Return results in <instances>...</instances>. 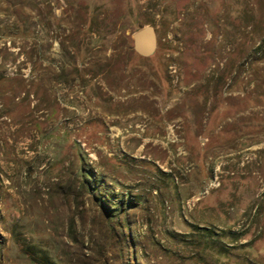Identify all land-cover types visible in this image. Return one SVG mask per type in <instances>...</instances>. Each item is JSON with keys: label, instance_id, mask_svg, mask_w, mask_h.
<instances>
[{"label": "rangeland", "instance_id": "374dc122", "mask_svg": "<svg viewBox=\"0 0 264 264\" xmlns=\"http://www.w3.org/2000/svg\"><path fill=\"white\" fill-rule=\"evenodd\" d=\"M0 264H264V0H0Z\"/></svg>", "mask_w": 264, "mask_h": 264}, {"label": "water", "instance_id": "95a60500", "mask_svg": "<svg viewBox=\"0 0 264 264\" xmlns=\"http://www.w3.org/2000/svg\"><path fill=\"white\" fill-rule=\"evenodd\" d=\"M133 49L140 57L152 56L158 45L156 29L152 25H146L132 34Z\"/></svg>", "mask_w": 264, "mask_h": 264}, {"label": "bare ground", "instance_id": "6f19581e", "mask_svg": "<svg viewBox=\"0 0 264 264\" xmlns=\"http://www.w3.org/2000/svg\"><path fill=\"white\" fill-rule=\"evenodd\" d=\"M136 116V115H135Z\"/></svg>", "mask_w": 264, "mask_h": 264}]
</instances>
